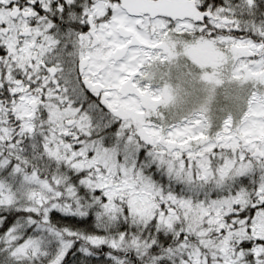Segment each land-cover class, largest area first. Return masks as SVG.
I'll list each match as a JSON object with an SVG mask.
<instances>
[{
    "label": "snow or ice",
    "instance_id": "snow-or-ice-1",
    "mask_svg": "<svg viewBox=\"0 0 264 264\" xmlns=\"http://www.w3.org/2000/svg\"><path fill=\"white\" fill-rule=\"evenodd\" d=\"M164 33L242 105L166 108ZM0 264H264V0H0Z\"/></svg>",
    "mask_w": 264,
    "mask_h": 264
},
{
    "label": "rangeland",
    "instance_id": "rangeland-1",
    "mask_svg": "<svg viewBox=\"0 0 264 264\" xmlns=\"http://www.w3.org/2000/svg\"><path fill=\"white\" fill-rule=\"evenodd\" d=\"M177 38V35L172 36L168 33H164L162 35L161 40L159 41L158 50L144 64L142 76L149 82V84L152 83L162 95H165L164 97L167 99L166 101L169 102L170 110L179 114L192 113V111H189V107L196 103L200 105V109L193 111L202 112L203 108L205 109V107L209 104V102L206 101L208 100V96L201 98L198 97L197 93L201 90L204 91L207 89L206 86L210 87V84L211 90H213L219 83L220 77L212 76L211 78H208L204 69L205 67L194 63V60H192V58L189 59V56L179 53L180 51L178 52L175 46L172 48V55L174 54V56L170 57L168 47L172 45L173 39L176 40ZM192 45L195 46L196 49H200L199 46L201 44L194 43ZM165 52H168V58L166 55H163ZM180 59H186L188 64L194 67V70L189 72L190 69H187L188 72H184ZM176 74H182L183 76L181 75L180 77H177ZM208 79H210V82ZM158 85L163 86L161 87L162 90L158 87ZM188 86H190V89L192 88V90H189ZM211 90H207V93L209 94ZM188 94L189 96H187ZM184 99L186 100L185 103L182 102ZM196 100L197 102H191ZM206 116L211 118L208 115Z\"/></svg>",
    "mask_w": 264,
    "mask_h": 264
},
{
    "label": "trees",
    "instance_id": "trees-1",
    "mask_svg": "<svg viewBox=\"0 0 264 264\" xmlns=\"http://www.w3.org/2000/svg\"><path fill=\"white\" fill-rule=\"evenodd\" d=\"M177 39H173L172 45L169 46V52L170 57L174 56L172 55V48L175 46L177 51L181 53L182 55L189 56V59L192 58L194 60V63L205 67V71L207 74V77L211 78L213 77H220L219 83L215 86L213 90H211V84L210 87L206 86L207 89L204 91L201 90L199 93H197L198 97H206L208 96L209 104L205 109L203 108L202 113L208 115L211 117L212 120H218L222 115H224L227 111L232 110L235 111V109L242 105L243 101L239 98V86L232 80L228 72L224 69V65L222 64V60L224 57V53H222L219 48H217L215 45L208 44V43H202L192 38H186L182 35H177ZM194 43H200L199 46L200 49H196L195 46L192 44ZM163 55H166L168 58V52H165ZM182 62V69L186 73L188 72L187 69H190L189 72H192L194 70V67L188 64V61L186 59H180ZM165 62V61H163ZM162 63V62H159ZM202 70V69H200ZM182 74H176L177 77H180ZM183 76V75H182ZM210 79H208L209 81ZM210 82V81H209ZM152 84V83H151ZM192 84V83H191ZM153 85V84H152ZM159 88L163 87L162 85H158ZM189 90L190 86H188ZM211 90V92L208 94L207 90ZM162 90V88H161ZM213 91V92H212ZM165 96V95H163ZM189 96V94L187 95ZM164 100V105L166 108L169 109V102ZM181 101V100H179ZM182 102H186V100H182ZM191 102H197L191 101ZM190 110L194 112L193 110L200 109L199 104H193L189 107ZM176 110V108H175ZM200 112V111H199Z\"/></svg>",
    "mask_w": 264,
    "mask_h": 264
}]
</instances>
